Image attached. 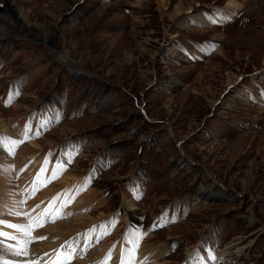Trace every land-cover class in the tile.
Returning a JSON list of instances; mask_svg holds the SVG:
<instances>
[{
  "label": "rangeland",
  "instance_id": "1",
  "mask_svg": "<svg viewBox=\"0 0 264 264\" xmlns=\"http://www.w3.org/2000/svg\"><path fill=\"white\" fill-rule=\"evenodd\" d=\"M21 1L18 15L42 30L19 37L15 16L0 6V220L23 206L28 234L0 231L25 237L29 254L38 239L40 248L53 244L55 253L43 248L36 264L58 249L71 253L64 264H107L101 254L130 228L142 234L137 249L150 264H264L259 0H240L236 10L232 0ZM219 10L230 16L221 24L193 20ZM53 50L81 62L82 74L71 76ZM31 143L39 148L30 154ZM34 156L39 171L24 185ZM54 164L76 179L52 175L46 166ZM222 188L228 195L208 199ZM43 192V211H27ZM113 216L107 238L100 225ZM32 220L42 226L32 231ZM60 224L66 228L48 231ZM228 246L244 249L224 254Z\"/></svg>",
  "mask_w": 264,
  "mask_h": 264
},
{
  "label": "bare ground",
  "instance_id": "2",
  "mask_svg": "<svg viewBox=\"0 0 264 264\" xmlns=\"http://www.w3.org/2000/svg\"><path fill=\"white\" fill-rule=\"evenodd\" d=\"M20 1L21 0H0V6H4V7H6V8H8L9 9V11L11 12V14H13L14 16H15V19L17 20V23H18V25H20V27L18 28V30L16 31V32H14V33H16V34H18V36L20 37V36H24V38H27V37H29V38H34V36H35V32L37 31V30H39L40 32H41V30H42V28H38V27H35L34 25H30V24H26L27 22H26V20H25V18L24 17H22V15H18V12L17 11H19L18 9H19V6H18V3H20ZM254 2H256L257 3V1L258 0H253ZM22 2V1H21ZM259 2L262 4V6H264V0H259ZM190 6V5H189ZM228 7H231V9H233V10H236V9H239V8H241V7H243L242 5H241V3H240V0H232L231 2H230V4L228 5ZM182 9H184V8H182ZM185 10H187V9H185ZM180 11H181V9H180ZM180 11H179V13H180ZM183 11V10H182ZM229 15H228V12H225L224 10H219V11H214V12H212L211 14H208V15H204V14H200V16H195L194 18H193V20L196 22L197 21V23H200V22H205V21H209V22H214V23H218V24H221V23H223V22H225V21H227L228 19H229ZM234 17V15L231 17V19ZM23 20H22V19ZM191 18V17H190ZM8 20V19H7ZM10 22V21H9ZM187 24V23H186ZM186 24H180V26H183L184 28H189V26L188 25H190V24H188V25H186ZM9 27V26H8ZM24 29L26 30V31H24ZM44 30V29H43ZM18 32V33H17ZM8 33H10V32H8ZM11 34V33H10ZM3 35H6V37H9L8 36V34L6 33V34H3ZM12 35V34H11ZM47 36H50L49 35V33H47ZM54 38V37H53ZM47 39L48 38H45V41L47 42ZM53 43V42H52ZM53 48H55V47H53ZM221 50H218V52H220ZM53 53H54V55L56 56V58H57V60H58V62H59V64L62 66V67H65L66 69H68V71L71 73V76H74V77H78V76H80L81 74H82V71H81V69L83 68V65L82 64H80L79 62H77V61H74L73 59H72V56L70 55V53H68V52H59L58 50L56 51V50H53ZM81 71V72H80ZM21 125V127L23 126V124H20ZM44 124L42 123L41 124V127L43 128L44 126H43ZM27 126V125H26ZM28 127V126H27ZM21 129V128H20ZM28 129V128H27ZM30 129V128H29ZM6 133V132H5ZM31 133V132H30ZM32 133H36V131L35 130H32ZM22 134V133H21ZM28 135V134H27ZM30 136V138H32V136H35V134L34 135H28V137ZM9 137V136H8ZM33 142V141H32ZM11 145V144H10ZM31 149H29L28 147V149L30 150L29 152H30V154H31V152L33 151V149H36L37 148V150H38V144L37 143H31ZM27 149V150H28ZM21 152V151H20ZM23 152V151H22ZM28 152V153H29ZM25 153V152H24ZM26 155V154H25ZM19 156V155H18ZM21 156V155H20ZM23 156V155H22ZM28 156V155H27ZM35 157H38L37 158V160L35 161V164L31 167L32 168V171L31 172H29L30 174H32V175H30L28 178H25V175L24 176H21L22 177V181H24V185L28 182V181H30V179H31V177H33L35 174L37 175V172L39 171V163H40V161L42 160V159H40V157L39 156H34L33 157V159H35ZM22 158H24V157H22ZM18 159V158H17ZM27 159V158H26ZM23 160V159H22ZM190 160H192V159H190ZM183 161V160H182ZM193 161V160H192ZM16 162H18V161H16ZM24 163V162H23ZM34 163V162H33ZM17 164V163H16ZM20 165H22V164H20ZM68 166V165H67ZM67 166H63V167H61L60 165L58 166V165H47L46 167H49L50 169H52L53 171H52V175L54 174V175H56L57 173H59V172H62L63 171V173H65V176L66 177H63V180H65L66 179V181L67 180H75L76 179V176H74L73 174V176H71V177H69V174L68 173H66V172H68L67 171ZM41 167V166H40ZM67 167V168H66ZM34 168V169H33ZM42 171H43V169H42ZM64 175V174H63ZM48 176V175H47ZM206 178V177H205ZM208 178V179H207ZM206 178V182H204L203 184H204V186H206V187H208V186H214V180H210L209 179V177H207ZM29 179V180H28ZM222 190H224L223 188H222ZM28 193H30L29 191H28ZM46 193V195L48 194L47 192H43V193H41V195H39L37 198V200H35V202H29V204L27 205L28 206V208H26V210L27 211H30V208L32 209V207L34 208V209H36V210H38V211H43V206H44V203H43V201L42 202H40L39 201V199L40 198H42L41 196H44V194ZM201 193V192H200ZM40 194V193H39ZM215 195L217 196V197H221V198H223V196H225V195H228V194H226V191L224 190V191H221V193H219V192H216V193H211L210 195H209V197H208V199L210 198V199H213L214 197H215ZM221 195V196H220ZM205 203L206 201H203L202 199H200V198H198L197 199V202H196V204H198V203ZM13 203H15V201L13 202ZM46 204V203H45ZM80 207V206H79ZM22 208H23V206H22ZM22 208L19 210V208H18V210L15 212L16 214L12 217V219H7V220H5L4 219V221L5 222H14V223H16V220H19L20 221V223H18V224H20V226H23L22 224L24 223V220H23V218H21V216H20V213H24V211L22 210ZM48 208H50V207H48ZM83 218V217H82ZM75 220H78V219H74V221ZM79 220H80V218H79ZM166 220V222H167V219H165ZM43 221V220H42ZM39 222V221H38ZM38 222H37V220H32V222L29 224L30 226H32V231H35L36 229H35V226H36V224H38ZM116 222H117V220H116V217L115 216H113V217H111L109 220H105V221H103V223H104V225L105 226H103V225H100V228L101 229H103V227L105 228V230H104V232H105V234H106V236H107V238L108 237H110V235L112 234V232L114 231V226L116 225ZM170 222V221H169ZM102 223V224H103ZM168 223V222H167ZM252 223V222H251ZM79 225V227H85V224H84V222H82L81 221V223H79L78 224ZM107 225V226H106ZM72 226V225H71ZM130 227H133L132 225H129ZM90 227V226H89ZM31 228V227H30ZM60 228H66V226L65 225H63V224H60V225H55V226H50V227H48V231H58ZM69 228H71V227H69ZM7 229V228H6ZM5 229V230H6ZM38 229V228H37ZM99 229V228H98ZM97 229V230H98ZM44 230V229H43ZM93 230V229H92ZM40 231H42V229L40 230ZM40 231H38V235L37 236H39V235H45L46 233V231L45 232H41V233H39ZM90 231V230H89ZM95 231V230H94ZM90 232H92V231H90ZM103 232V231H102ZM104 232H103V234H104ZM133 232H135V233H138V234H140L139 233V231L138 230H135V229H133V228H130L129 229V232H128V234H127V236L123 239V241L122 242H120L119 243V245H113V246H111V247H113L112 249H113V251H110L109 250V253H106V251L105 252H103L101 255H109L107 258L105 257L104 258V260H106L107 261V264H111V263H113L114 262V260H118V264H120V260H122V257L124 258V259H131V264H150V261L149 260H151L150 259V255H145L144 253L145 252H143V253H141L140 251L143 249L142 247H140V248H142L140 251L137 249V247L139 248V243H138V240H136L135 242H133V240H131L130 238H129V234L130 233H133ZM88 233V232H87ZM6 234H8L7 232H6ZM36 234V233H35ZM9 236H11V235H9ZM84 236V235H83ZM90 236H94V233H90L89 234V236H87L88 238L90 237ZM98 236V235H97ZM105 236V237H106ZM13 237V236H12ZM20 239V238H19ZM38 239V238H37ZM8 243L10 242V243H12V244H17V246H18V248L16 249H14V248H6V246H1V244H0V263H5V264H30L31 262H29V261H33L34 263L39 259V258H37V256L43 251V248H45L44 249V251H46V254H50L52 251H53V249H52V247H53V244H52V246L50 247V244H48V243H45L44 244V246H42V248H40L41 247V245H39L40 244V241H39V239H38V242L36 243H34V248H32L31 247V245H30V248H31V252L32 251H34V250H36L37 251V253L35 252V253H30L29 254V250H28V248H27V246L25 245L26 244V240H25V237L24 238H22V240H18V239H14V240H16V241H13V239H5ZM28 240H29V238H28ZM110 240V239H109ZM17 241H19L21 244H19V242H17ZM36 241V240H35ZM4 242V241H3ZM16 242V243H15ZM28 243V242H27ZM143 243V242H142ZM31 244V243H30ZM45 245H47V246H45ZM58 244H54V246H57ZM60 245V244H59ZM9 246V245H8ZM231 247H233V246H228L225 250H224V254H239V253H242L243 252V249L244 248H241L240 250H237V251H232L233 250V248H231ZM50 249H52V250H50ZM146 249V248H145ZM227 250H231L232 252L230 253V251H227ZM55 251V250H54ZM53 251V252H54ZM66 251V252H65ZM63 250V249H58V252L53 256V257H47V259L49 260V258H51V259H53V261H60V262H62V264H64L63 262H67V257L68 256H70L71 255V253H70V255H68L67 256V253H68V251L69 250ZM137 251H139L140 253H137ZM52 252V253H53ZM60 252V253H59ZM111 252H113V253H111ZM55 253V252H54ZM59 253V254H58ZM74 253V252H73ZM160 253V252H159ZM146 254H147V252H146ZM51 255H53V254H51ZM74 255V254H73ZM100 255V256H101ZM159 256H161V253L160 254H156V258H157V260H159ZM39 257V256H38ZM71 257V256H70ZM8 258V259H7ZM45 258H46V255H45ZM94 258V257H93ZM98 258V257H97ZM112 259L113 258V260L110 262V260L109 259ZM96 261L98 260V259H96V258H94ZM3 260H4V262H3ZM69 260V259H68ZM73 260V259H72ZM190 260V259H189ZM188 260V262L187 263H185V264H193L194 262H195V258L193 259V258H191V260L189 261ZM95 261V262H96ZM27 262H29V263H27ZM71 262V261H70ZM43 263V262H42ZM51 264V262H48V264ZM161 263V262H160ZM196 263V262H195ZM36 264V263H35ZM40 264V263H39ZM69 264V263H68ZM156 264H157V262H156ZM200 264H210L208 261H207V259L205 260H203V262H201Z\"/></svg>",
  "mask_w": 264,
  "mask_h": 264
},
{
  "label": "snow or ice",
  "instance_id": "3",
  "mask_svg": "<svg viewBox=\"0 0 264 264\" xmlns=\"http://www.w3.org/2000/svg\"><path fill=\"white\" fill-rule=\"evenodd\" d=\"M3 142H4L3 138H0V144H3ZM20 142L21 141H16V142H12V143H13V146H17ZM40 226H42V225L39 224V223L36 225V227H40ZM3 227L12 228V229L16 230L17 232L23 231L25 233V235L28 234L27 227L20 226V225H15V224H11V223H7L4 220H0V228H3ZM129 238L131 240H133V242H135L136 240H139V239L142 238V234H138V233L133 232V233L129 234ZM4 239H15V237L9 236L5 232L0 231V244L3 243ZM53 264H62V262L54 261ZM105 264H106V262H105ZM121 264H131V259L130 258L129 259H124L122 257Z\"/></svg>",
  "mask_w": 264,
  "mask_h": 264
}]
</instances>
